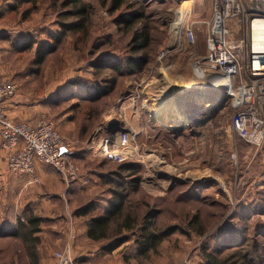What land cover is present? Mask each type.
I'll use <instances>...</instances> for the list:
<instances>
[{"label":"rangeland","instance_id":"374dc122","mask_svg":"<svg viewBox=\"0 0 264 264\" xmlns=\"http://www.w3.org/2000/svg\"><path fill=\"white\" fill-rule=\"evenodd\" d=\"M17 1L0 0V50H4L2 67L8 73L3 79L14 80L18 85L16 94L41 107L37 121H56L62 138L70 145L79 178L69 184V194L63 196L68 203L60 196L54 199L57 206L53 210L64 209L56 219L37 204L26 206L24 196L13 193L10 187L9 202L4 205L1 193L4 197L8 194L0 178V249H5L0 253V264H31L22 238L6 235L17 225L18 218L29 212L46 219L35 248L40 264H57L56 253L63 251L71 255L74 264L89 263L81 254L95 246L101 248L102 243L76 241L77 230L85 231L87 219L76 217V208L72 207L87 198L98 201L100 209L109 204L106 190L114 185L105 182V175L117 171L120 161L109 159L102 150L105 143L114 144L124 133L131 134L129 149L134 148V156L126 158V162L137 164L135 176L139 177L138 189L129 191L128 205L139 212L159 210V228H181L162 243L150 260L138 262L134 258L136 264H200L204 245L212 249L221 243L232 247L241 242L246 247L258 242L264 259V202L259 200L264 196V148L257 150L235 137L230 129L234 110L231 101L222 90L201 97L192 95L178 110L169 109L185 112L182 121L155 117L154 108L162 102L155 103L152 98L161 87L167 91L161 96L164 99L198 78L193 67L199 53L206 52L205 36L197 34L195 53L183 37V25L190 9L196 11L194 20L210 19V0H132L115 12H111L110 4L86 0L93 7L88 34H69L39 68L33 61L37 51L49 47L53 35L62 30L58 16L62 9L53 0H40L34 9L24 4L14 11L11 7ZM62 1L65 0L58 5ZM27 9L31 11L25 17ZM134 12L143 13L145 18L126 28L119 19L129 18ZM145 24L152 40L146 50L148 62L144 70L115 76L113 92L92 100L99 85H105L113 76L111 72L100 75L94 64L104 59H126L131 54V37ZM29 42L34 43L33 48L20 51ZM2 140L0 136V173L9 155ZM128 175L124 174L125 179H129ZM78 181L92 189L83 190L72 202L71 189ZM258 205H262L261 210L244 219V210ZM194 215L206 226L202 236L193 230L182 231ZM69 222L74 226L72 230ZM132 243L129 255L135 248Z\"/></svg>","mask_w":264,"mask_h":264},{"label":"built area","instance_id":"2783aa9c","mask_svg":"<svg viewBox=\"0 0 264 264\" xmlns=\"http://www.w3.org/2000/svg\"><path fill=\"white\" fill-rule=\"evenodd\" d=\"M210 9L207 21L194 20L196 11L190 9L183 25V37L195 53L197 34L205 36L206 52L199 53L194 67L202 71V78L222 81L221 90L234 108L230 129L235 137L263 148L264 38H259V32L264 28V0H210ZM17 90L14 80L0 79V135L9 152L10 171L32 182L37 180V164H45L58 171L69 188L79 178L72 154L61 152L63 147L70 150V145L55 120L42 118L33 124L15 121L6 114L4 104ZM130 135H120L109 146L105 143L104 155L120 162L134 156V148L129 149ZM56 258L57 264H74L67 251L57 252Z\"/></svg>","mask_w":264,"mask_h":264},{"label":"trees","instance_id":"16d2710c","mask_svg":"<svg viewBox=\"0 0 264 264\" xmlns=\"http://www.w3.org/2000/svg\"><path fill=\"white\" fill-rule=\"evenodd\" d=\"M57 7H61L58 16L61 18L62 30L53 35V43L47 48H40L33 61L35 67H41L49 54L57 50L69 34H79L84 32L88 34L89 25L93 15V7L86 0H65L59 5L60 0H53ZM101 5L110 4L111 12L122 9L132 0H99ZM40 0H18L11 9L18 11L20 6L30 4V9L37 7ZM130 6V5H128ZM30 9L24 12L26 17ZM145 18L143 13L134 12L129 18H120L119 21L125 23V27H133ZM152 35L147 24L142 29L136 30L130 39L129 46L131 54L123 61L100 60L94 64L95 69L101 75L111 72L112 77L108 78L105 85H99L95 94L90 98L97 100L113 92L116 84L117 75H134L142 72L148 62L146 50L149 48ZM34 43H25L20 51L31 50ZM234 109V108H233ZM128 173L129 179H125L124 174ZM137 164L134 162H120L118 170L109 175H105V182L110 185L106 192L109 193V204L102 209L99 208L98 201L93 198H87L80 202L75 210L76 217L87 219L86 234L87 237L95 243H102V250L105 253H112L119 246L134 238L136 247L135 259L138 262L148 261L153 253H156L162 243L170 238L171 235L181 231L178 225H170L166 228H159L156 218L160 214L159 210H143L139 212L128 205L130 198V189L137 190L139 186V177L137 175ZM104 177V176H103ZM112 177V178H111ZM117 179V180H116ZM263 204L264 196L260 197ZM260 203V204H261ZM262 205L249 207L244 210L243 215L248 219L257 209L261 210ZM46 221L44 217L38 216L33 212L27 213L24 218H18L16 229L7 233L9 236L22 238L31 259V264H40L39 256L35 251L40 243L39 233L41 225ZM259 226V225H258ZM193 230L197 235L202 236L206 233V226L199 216H193L188 220L187 228L183 233ZM233 241V240H231ZM236 242V241H233ZM241 242V241H238ZM257 242V241H256ZM249 247L251 249H249ZM246 247L245 242L234 244L230 247L221 243L220 246L209 249L206 245L201 248L200 264H264L262 249L260 244H252ZM225 251H230L225 253ZM126 260H129L126 257Z\"/></svg>","mask_w":264,"mask_h":264},{"label":"crops","instance_id":"0c3cea01","mask_svg":"<svg viewBox=\"0 0 264 264\" xmlns=\"http://www.w3.org/2000/svg\"><path fill=\"white\" fill-rule=\"evenodd\" d=\"M3 53L4 50H0V79L7 78L4 75L8 74L5 72L4 67H2ZM4 106H5V112L10 118L17 121H25L33 124H36L38 119V114L41 112V107L39 105L29 103L27 97H24L23 95H19V94H16L14 97L6 100ZM248 144L251 145L250 143ZM251 146L255 147L254 145ZM256 149L258 150V148ZM1 169L2 171L0 173L1 175L0 178L4 181L5 188L7 189V194H8V197L6 196L4 197V194L1 193V195H3L1 197V200L4 203V205H7L9 202V187H10V190L13 193L16 192V194H18L19 196L20 195L24 196V201L26 206H34L37 204V206L38 205L41 206L44 209V211H46V213L50 215V217L53 219H56L64 214V209L61 210V212L59 210H53L54 207L57 206V203L54 201V199L55 198L59 199V196L65 198L63 197L64 194L66 193L68 195L69 193L67 192V187L63 181V178L57 172H55L52 167L38 163L34 174V177L38 179L36 183H34V181H32L33 183L32 182L30 183L28 181V177L25 175L15 174L12 171H10L8 167V162L2 164ZM79 183L80 181H78V183L75 182V184L71 189V192L74 193L73 196L71 195L72 202L73 200H76L78 195H81V192L83 190L88 191L89 189L90 190L92 189L90 188L89 185L87 186L84 184L80 185ZM65 203H68L66 198H65ZM72 208L75 209L77 207L76 205L75 206L73 205ZM20 218H24V217H20ZM77 225L80 228L79 223H77ZM71 226L73 225L70 224L69 222L70 230H72L74 227ZM16 227L17 225L13 226V230L16 229ZM7 228H8L7 230H10V227ZM84 232L82 233L81 228L77 230L76 241H78V239H82L84 241H90L95 243L94 241L90 240L87 237L86 227ZM66 235L69 236L70 234L67 233ZM132 242L134 241L129 240L125 242L117 249H115L112 253H105L102 250V248H98L97 246H95L96 248L88 249L85 251V253L81 254L83 256L82 259L84 260L86 257L89 262L88 264H136L134 261V257L136 254V247L134 248L132 255H129L127 253V250H129L131 248V245L133 244ZM4 250H5L4 248H1L0 253H2V251ZM126 257H128L129 260H126Z\"/></svg>","mask_w":264,"mask_h":264},{"label":"bare ground","instance_id":"6f19581e","mask_svg":"<svg viewBox=\"0 0 264 264\" xmlns=\"http://www.w3.org/2000/svg\"><path fill=\"white\" fill-rule=\"evenodd\" d=\"M259 38H264V28H261L259 32ZM195 76H198L193 78V80L188 81L184 86L178 90L177 93H174L172 95L167 96L166 98L162 99L161 96L163 93H166V88L161 87L162 91L160 92L161 89L158 90L157 94H155L152 99L155 103H160V106L157 105L155 106V111L157 118L159 119H165L166 121L170 122H180L184 117H186L185 112L182 111H174L171 112L169 109H179L180 105L183 104L184 100L189 99V96L191 97L192 95H195L197 97H201V95H205L208 92H216V91H221L222 89V81L218 80L216 78H212L213 81H209L208 79L202 78L203 74L202 71L193 67ZM156 89H158V85L155 86ZM179 94V95H177ZM159 96V97H158ZM194 97V96H193ZM161 98V99H159ZM195 98V97H194ZM165 100V101H164ZM164 101V102H163ZM152 109H153V104H152ZM109 151V149H108Z\"/></svg>","mask_w":264,"mask_h":264},{"label":"water","instance_id":"95a60500","mask_svg":"<svg viewBox=\"0 0 264 264\" xmlns=\"http://www.w3.org/2000/svg\"><path fill=\"white\" fill-rule=\"evenodd\" d=\"M25 100H26V99H25ZM28 101H29V99H28ZM181 129L183 130V128H181ZM61 152H62V153L69 152V153L72 154V151H71V150H68V149L65 148V147H63V148L61 149Z\"/></svg>","mask_w":264,"mask_h":264}]
</instances>
